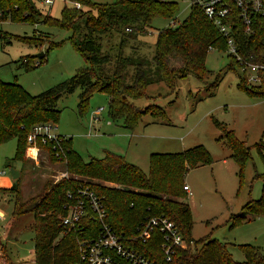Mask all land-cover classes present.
I'll return each instance as SVG.
<instances>
[{
  "label": "trees",
  "instance_id": "trees-1",
  "mask_svg": "<svg viewBox=\"0 0 264 264\" xmlns=\"http://www.w3.org/2000/svg\"><path fill=\"white\" fill-rule=\"evenodd\" d=\"M72 1L90 9L83 11L64 6L59 19H52L46 13L44 24L72 31L70 42L81 55L85 66L34 95L28 94L15 81H0V143L14 138L13 159H23L25 136L32 125L55 123L58 111L54 106L61 95L79 89L76 108L82 114L91 94L102 92L107 97L108 119L120 120L124 128L132 129L143 114L163 115V110L155 104L148 103L140 108L131 102L132 99L146 96L149 83L160 81L172 88L176 80L186 76L203 80L207 73L204 67L207 51L211 48L226 50L224 38L202 11L191 5L187 15L177 24L157 30L150 59L138 54L126 56L117 53L112 66H107L109 57L100 52L98 44L101 34L116 32L119 34V44L123 45L127 39L146 34L153 19L173 18L176 3L164 0H112L99 4H91L88 0ZM31 6L34 7L30 0H0V20L8 18L13 22L30 23L25 22V18ZM253 29L251 34H245L239 23L232 28L236 52L244 60L264 65V33L262 28L254 26ZM40 36L43 35L16 37L4 34L3 38L8 41L12 37L37 46L42 40ZM226 56L229 62L225 70L234 71L237 75L236 87L251 96H264V72L258 84L250 85L244 74L238 71L237 62L231 56ZM44 57L45 53L35 61L28 56L20 57V67L29 70ZM150 64L154 67L152 71L148 69ZM127 67L133 69L130 83L124 81ZM218 78L217 74L210 83L211 90L215 88ZM59 136L57 140H46L40 144L46 148L50 159L63 161L66 172L84 178L61 177L50 184L45 183L39 193L26 199H21L17 178L7 187L0 186V191L12 194L11 216L17 217L28 211L32 213L30 228L35 264H88L79 258L78 240L96 234L97 219L87 213L72 226L65 227L60 221V216L65 213L63 204L67 200L66 192L78 185L93 189L105 209L104 220L124 235L133 236L139 223L150 215H163L174 222L185 246L177 247L168 260L159 246L161 234L156 229L143 241L133 237L128 242L153 264H264V250L249 243L238 244L243 259L237 261L231 257L227 242L209 236L191 237L190 207L188 203L175 199V196L180 194L179 185L185 170L208 158L201 146L194 145L177 152H151L148 171L144 173L122 155L107 150L103 151L101 157H90L83 161L71 149L69 137ZM223 136L231 155L241 164L249 153L248 146L243 145L231 131L224 130ZM256 146L262 147L264 144L258 143ZM256 176L261 179L259 197L245 202L232 222L245 219L247 212L253 215L264 213V169Z\"/></svg>",
  "mask_w": 264,
  "mask_h": 264
},
{
  "label": "rangeland",
  "instance_id": "rangeland-1",
  "mask_svg": "<svg viewBox=\"0 0 264 264\" xmlns=\"http://www.w3.org/2000/svg\"><path fill=\"white\" fill-rule=\"evenodd\" d=\"M30 1L34 7L31 6L25 18V22L30 23L13 22L8 18L0 20V81H15L28 94L34 95L68 78L85 63L70 42L72 31L44 24L46 13L52 19H59L61 9L71 4L54 0L48 6L40 0ZM88 1L99 4L112 0ZM164 1L176 3L173 18L153 19L146 34L127 39L123 45L119 44L116 32L99 36L100 52L110 60L107 66H112L117 53L151 58L157 30L177 24L190 8V0ZM80 9L85 11L90 8L80 5ZM4 34L43 36H40V45L34 46L12 37L5 41ZM39 52L45 53V57L38 65L29 70L20 67V57L28 56L35 61L37 58L33 56ZM226 55V52L215 48L207 51L204 59L207 73L203 80L186 76L176 80L172 88L160 81L149 83L146 96L131 102L140 108L148 103L155 104L163 110V115L143 114L132 129L124 128L120 120L108 119L104 93L93 92L82 114L76 108L79 89L63 94L55 102L58 114L52 132L69 137L71 149L83 161L101 157L107 150L122 155L144 173L148 171L151 152H177L194 145L201 146L208 158L185 170L179 185L180 194L175 199L188 203L190 207V235L193 239L209 236L227 242L231 257L240 261L243 254L238 244L249 243L264 250V213L253 215L247 212L245 219L232 222L245 202L260 195L261 179L256 174L264 169V146L256 145L264 144V96H251L236 87L237 75L234 71L225 70L229 62ZM153 68L152 64L148 66L150 71ZM132 72V67L125 69L126 83L131 82ZM217 74L218 81L211 90L209 85ZM99 108L101 111L95 114ZM224 130L231 131L243 145L248 146L249 153L241 164L224 144ZM14 143V138L0 143V181L17 178L21 199L36 195L45 183L50 184L61 177H83L66 172L63 161L50 159L46 148L37 141L32 145L25 141L23 159H13ZM28 152L34 157L28 156ZM10 168L16 169L18 176L11 178ZM182 184L188 186L189 193L182 189ZM11 207L12 194L0 191V210L5 212L0 224L11 215ZM31 221L30 211L15 217L8 233V240L15 242L13 245L9 242L13 253L23 251L27 254V250L31 249ZM4 247L5 241L0 238V264H11L5 258Z\"/></svg>",
  "mask_w": 264,
  "mask_h": 264
},
{
  "label": "built area",
  "instance_id": "built-area-1",
  "mask_svg": "<svg viewBox=\"0 0 264 264\" xmlns=\"http://www.w3.org/2000/svg\"><path fill=\"white\" fill-rule=\"evenodd\" d=\"M53 1L40 0L43 5L48 6H51ZM62 1L69 2L74 8H80L78 2ZM191 5L198 7L224 38L225 52L237 62V68L244 74L246 82L250 85L258 84L264 72V65L244 60L237 54L232 28L239 23L245 34H251L254 26L262 28L264 33V0H190ZM99 111L101 108L94 113L97 114ZM53 125L50 122L32 125L25 136V141L32 145L36 141L40 144L46 140L59 139L60 136L52 132ZM27 155L34 157L33 153L28 152ZM182 188L189 193L186 184L182 185ZM66 197L67 200L63 204L65 213L60 216L63 226L79 223L82 216L87 213H90L91 217L97 219L98 222L94 236L78 240L79 258L88 264H153L128 242L133 237H138L143 241L150 236L154 229L161 234L159 246L166 260L170 259L177 247L185 246L174 222L163 215L145 217L136 227V233L133 236H127L115 231L104 220L105 209L102 201L87 185H78L74 190L67 191ZM1 217L2 213L0 212Z\"/></svg>",
  "mask_w": 264,
  "mask_h": 264
},
{
  "label": "crops",
  "instance_id": "crops-1",
  "mask_svg": "<svg viewBox=\"0 0 264 264\" xmlns=\"http://www.w3.org/2000/svg\"><path fill=\"white\" fill-rule=\"evenodd\" d=\"M11 181L9 179H6L5 181H0V186H8L10 185ZM0 212L3 214L2 219L4 218L5 212L0 210ZM15 217L9 216L6 222L0 224V238H2L5 241V258L8 259L11 264H35L34 262V253L33 248L28 249L27 254H24L25 252H16L13 253L10 249L9 245L11 242L12 245L15 244V242L8 240V233L11 231V227L13 225Z\"/></svg>",
  "mask_w": 264,
  "mask_h": 264
},
{
  "label": "water",
  "instance_id": "water-1",
  "mask_svg": "<svg viewBox=\"0 0 264 264\" xmlns=\"http://www.w3.org/2000/svg\"><path fill=\"white\" fill-rule=\"evenodd\" d=\"M41 56H42V52H39V53L34 55V57L37 59H39ZM9 173H10L11 178L18 176V174H19L18 171L16 169H13V168L9 169Z\"/></svg>",
  "mask_w": 264,
  "mask_h": 264
}]
</instances>
